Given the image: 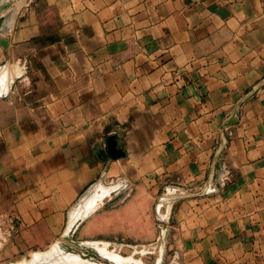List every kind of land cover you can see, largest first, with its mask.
Segmentation results:
<instances>
[{"label":"crops","instance_id":"crops-1","mask_svg":"<svg viewBox=\"0 0 264 264\" xmlns=\"http://www.w3.org/2000/svg\"><path fill=\"white\" fill-rule=\"evenodd\" d=\"M20 1L23 30L61 49L52 109L67 131L46 166L79 190L116 168L129 188L175 184L191 264H264V0ZM40 199L18 205L37 240L67 207Z\"/></svg>","mask_w":264,"mask_h":264},{"label":"rangeland","instance_id":"rangeland-1","mask_svg":"<svg viewBox=\"0 0 264 264\" xmlns=\"http://www.w3.org/2000/svg\"><path fill=\"white\" fill-rule=\"evenodd\" d=\"M24 3L0 0V264H191L192 243L183 218L189 192L175 184L153 191L138 176L133 178L140 188H129V178L118 168L105 169L79 190L74 176L65 177L64 168L58 173L60 164L49 167L55 163L50 153L67 131L63 113L52 109L61 49L56 32L23 30L28 17L16 11ZM96 182L101 183L98 195L80 204ZM39 185L45 190H34ZM67 190L76 196L71 199ZM57 194L67 203L65 219L37 240L18 205L39 203L41 197L52 203ZM56 251L55 262L45 259ZM67 252L80 261L68 259Z\"/></svg>","mask_w":264,"mask_h":264},{"label":"bare ground","instance_id":"bare-ground-1","mask_svg":"<svg viewBox=\"0 0 264 264\" xmlns=\"http://www.w3.org/2000/svg\"><path fill=\"white\" fill-rule=\"evenodd\" d=\"M3 71H4V70H3ZM1 72H2V71H1ZM0 76H1V74H0ZM8 77H9V76H8ZM100 187H101V183H100V182L96 183V184L92 187V189H90L89 194L87 193L88 195L86 194V195L83 197L82 202H81L80 204L84 203V202L86 201L87 197H89V199H90L91 197H94V196L96 197V195H98L96 190H98ZM106 188H107V187H106ZM113 188H114V187H113ZM113 188H112V189H113ZM94 190H95L96 193L93 192ZM109 190H111V188H109ZM108 193H109V192H108ZM105 194H107V193H105ZM93 200H94V199H92L91 201H93ZM87 201H88V200H87ZM93 202H94V201H93ZM90 203H91V202H90ZM91 204H92V203H91ZM83 205H84V204H83ZM81 206H82V205H81ZM84 206H85V208H86V207H87V204H85ZM91 207H92V206H91ZM82 208H83V206H82ZM87 208H88V207H87ZM79 209H80V208H79ZM83 209H84V208H83ZM86 210H88V209H85V211H86ZM76 211H77V210H76ZM79 211H80V210H79ZM82 211H83V210H82ZM82 211H81V212H82ZM85 211H84V213H85ZM89 211H91V210H89ZM89 211H88V212H89ZM77 212H78V211H77ZM91 212H92V211H91ZM86 213H87V212H86ZM86 213H85V214H86ZM75 214H76V213H75ZM79 214H80L79 216H83L82 213L79 212ZM77 216H78V213H77ZM79 216H78L77 218H80ZM72 218H73V217H72ZM75 220H76V219H75ZM72 224H74V221H73ZM70 230H72V229H70ZM68 233H69V231H68ZM66 234H67V233H66ZM64 243H65V242H64ZM55 246L58 248L57 251L59 252V251H60V249H59L60 247H58L59 245L57 244V245H55ZM63 247H64L65 249H66V248H69V247L66 246V245H63ZM52 248H53V247H52ZM54 248H55V247H54ZM55 249H56V248H55ZM50 251H51V250H50ZM57 251H56V253H51V254H49L50 256H49V255H48V256L46 255L47 257L44 256L45 259H48L49 262H50V261H54V262H55V260H57L56 258L59 256V253H62V251H60L59 253H57ZM63 251H65V250H63ZM48 252H49V251H48ZM48 252H47V253H48ZM52 252H54L53 249H52ZM44 254H45V253H43L42 255H44ZM68 254H69V255H68ZM70 254H72V253H70V252L68 253V252H67V254H65V255H67V258H68V257L71 258V259L74 258L72 261H77V260H79V257H77L78 255H77V256H76V255H73V257H72V256H70ZM39 255H40V254H39ZM42 255H41V256H42ZM79 255H80V254H79ZM36 256H37V255H36ZM62 256L65 257L64 255H62ZM74 256H75V257H74ZM60 258H61V256H60ZM69 258H68V259H69ZM117 258H118V257H117ZM39 259H40V258H39ZM39 259H38V260H39ZM58 259H59V258H58ZM63 260H64V259H63ZM81 260H82V259H81ZM31 261H32V259H31ZM58 261H59V260H58ZM61 261H62V259H61ZM61 261H60V262H61ZM79 261H80V260H79ZM39 262H40V261H39ZM39 262H37V263L40 264ZM45 262H46V261H45ZM56 262H57V261H56ZM68 262H70V261H67V263H68ZM77 262H78V261H77ZM23 263H24V262H23ZM23 263H22V264H23ZM29 263H31V262H29ZM50 263H51V262H50ZM50 263H49V264H50ZM63 263H64V262H62V264H63ZM20 264H21V263H20ZM27 264H28V263H27ZM44 264H47V263H44ZM51 264H52V263H51ZM58 264H61V263H58Z\"/></svg>","mask_w":264,"mask_h":264},{"label":"water","instance_id":"water-1","mask_svg":"<svg viewBox=\"0 0 264 264\" xmlns=\"http://www.w3.org/2000/svg\"><path fill=\"white\" fill-rule=\"evenodd\" d=\"M108 154L113 158H120L124 156V152L118 147V141L115 136L107 137Z\"/></svg>","mask_w":264,"mask_h":264}]
</instances>
